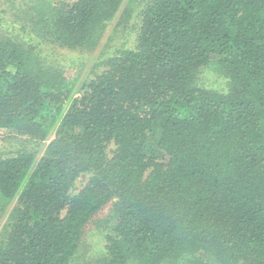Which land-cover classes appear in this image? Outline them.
<instances>
[{
	"label": "trees",
	"instance_id": "1",
	"mask_svg": "<svg viewBox=\"0 0 264 264\" xmlns=\"http://www.w3.org/2000/svg\"><path fill=\"white\" fill-rule=\"evenodd\" d=\"M122 2L27 5L44 36L84 48ZM141 13L137 47L78 91L37 49L0 35V128L31 142L0 156V219L19 204L0 264H69L112 201L106 264H264V0H147ZM209 65L227 91L199 85Z\"/></svg>",
	"mask_w": 264,
	"mask_h": 264
},
{
	"label": "rangeland",
	"instance_id": "2",
	"mask_svg": "<svg viewBox=\"0 0 264 264\" xmlns=\"http://www.w3.org/2000/svg\"><path fill=\"white\" fill-rule=\"evenodd\" d=\"M28 1L0 0L1 37H10L27 47L37 49L45 67L58 66L63 69L66 80L73 83L74 91H78L81 86L103 71L106 68V59L119 54L126 48L137 47L143 19L141 11L147 2L143 0L139 7L126 11L129 0H123L118 10L107 22L99 42L92 47L79 48L59 44L49 36H44L35 14L27 5ZM54 1L59 5H70L76 0ZM199 85L208 89L227 91L228 78L218 73L214 66L209 65L202 68ZM29 139L28 136L19 134L15 129L0 128V156L6 158L15 155L23 148L30 146ZM44 142L48 143V139ZM114 149L115 145L112 143L107 149L108 157H112ZM43 150L36 154L37 159L40 158ZM91 175V172L81 174L70 194L77 193ZM114 202L104 206L89 219L83 228L79 246L69 264H106L104 257L107 252V236L117 234L115 226L118 220L113 211ZM17 205H19L18 196L7 205L0 219V233L8 229L5 226L7 218ZM66 211L67 209L62 210L61 215L64 216Z\"/></svg>",
	"mask_w": 264,
	"mask_h": 264
}]
</instances>
